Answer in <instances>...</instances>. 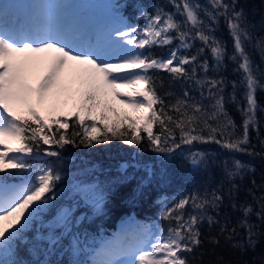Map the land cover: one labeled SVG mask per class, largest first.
I'll return each instance as SVG.
<instances>
[{
    "label": "snow or ice",
    "instance_id": "1",
    "mask_svg": "<svg viewBox=\"0 0 264 264\" xmlns=\"http://www.w3.org/2000/svg\"><path fill=\"white\" fill-rule=\"evenodd\" d=\"M105 5L106 22L86 26L64 23L52 10L14 16L9 22L0 9V264H60L49 257L63 251L69 237L71 255L87 250L85 241L72 231L70 206L62 207L26 239L67 178L58 166L66 145L95 147L119 140L140 148L147 142L162 157V167L179 153L196 170L206 169L211 160L209 153L193 150L196 144L214 143L231 153L264 156L255 151L250 137V129L260 132L257 113L264 108L257 91L264 90V70L248 52L252 45L264 54V35H256V25L238 7V0H167L166 5H153L151 15L136 3L135 18L143 17V24H133L125 15L129 0ZM221 19L232 39L230 56L226 41L215 34ZM197 41L201 47H196ZM153 47H168L169 52L156 56ZM226 60L237 65L239 80L210 75ZM160 72L168 74L169 90H164ZM177 84L178 92L172 90ZM227 84L231 95L225 93ZM240 88L243 104L237 96ZM229 101L240 105L242 132L225 107ZM73 117L74 130L69 133ZM260 144L264 147V140ZM44 156L57 163L43 161ZM220 163L230 184L226 193L220 186L180 194L159 213L165 227L155 222L125 227L120 237L94 251L92 264H114L115 250L119 264H204L203 253L197 250L204 244L205 222L210 228L219 225L209 243L218 245L224 236L241 252L255 251L264 232L251 217L264 224V178L259 184L253 178L247 189L258 208L240 203L236 178L254 176L255 167L234 156ZM145 171L155 175L152 168L145 166ZM73 189L96 211H103L104 196L97 185L77 182ZM223 207L242 214L235 225L230 227V215H224L223 223L217 219ZM237 229H243V235ZM257 261L264 264V254L253 264ZM70 264L85 262L74 259Z\"/></svg>",
    "mask_w": 264,
    "mask_h": 264
},
{
    "label": "trees",
    "instance_id": "2",
    "mask_svg": "<svg viewBox=\"0 0 264 264\" xmlns=\"http://www.w3.org/2000/svg\"><path fill=\"white\" fill-rule=\"evenodd\" d=\"M104 2L105 4L112 3L114 0H93ZM122 2V0H121ZM201 3L205 0H200ZM136 3L143 4L151 15L153 5L167 4V0H129V6L124 10L125 15L130 18L133 24H143L144 18L136 19ZM238 7H243L248 15V20L256 25V35H264V0H238ZM169 11L174 9L168 6ZM216 36L222 38L227 43L229 56L232 54V39L229 35L226 24L223 19L217 25ZM174 46V45H173ZM196 47H201L200 43L196 42ZM195 52V48L191 50ZM152 52L156 56L167 55L168 47H153ZM248 52L251 55L254 63L264 70V54L252 45L248 46ZM206 58L210 64L214 66L215 61L211 54L207 52ZM236 64L231 60H226L225 65L218 71L212 72V76H223L226 81L239 80L240 74L234 69ZM162 76L165 81L164 90L168 89L170 78L165 72L157 73ZM180 84L175 85L174 91H179ZM244 89H238V100L243 104L242 96ZM225 93L231 95V84L225 87ZM193 92V95H197ZM257 100L261 108H264V90L257 91ZM122 110L123 105H118ZM239 106L236 103L229 101L225 107L229 114L238 125V131L242 132L239 126L242 124L243 117L239 111ZM257 118L261 121L259 135L255 129H250L251 144L255 147L257 153L264 152V147L260 141L264 140V111L257 113ZM69 121V133L73 131V121ZM79 131V129H75ZM47 147V146H46ZM199 149L210 154L211 160L206 169L196 170L191 168L184 161L179 153L177 157L167 164L166 175H164L165 167L161 166L162 157L148 148L145 142L140 148L129 146L122 141L114 140L107 145H99L95 147H85L83 145L76 147L66 145L61 151L60 161L63 171L66 174V179L59 186L60 191L58 198L54 204L46 209L40 217L30 226L26 239L36 234L37 230H41L42 224L50 222L62 207H71L75 227L72 229L74 233L80 236L81 240L85 241L88 251L83 252L78 256L71 255L67 250L68 241L71 237L64 240V250L59 251L56 255L49 257L60 264H70L74 259H79L85 264H92L90 250L100 243L101 238H105L115 232L116 226L125 220V216L133 217L138 224L155 222L161 227L166 226V221L160 218L159 213L162 211L164 204L169 206L175 202L177 196L183 193L191 192L195 189L208 188L211 190L222 186L226 193L230 187L229 181L225 178L223 166L220 161L231 159L233 156L245 163H249L255 167V174L247 173L243 179L236 178V183L240 185L238 198L240 203L245 201L253 203L252 197L247 193V189L252 187L251 180L254 178L259 184L264 178V156H248L241 153H231L222 149L217 144H196L193 150ZM45 162L57 163L56 158L44 156L41 158ZM145 166L152 168L155 175L149 176L145 171ZM19 175V174H18ZM77 182L83 184H95L100 189V193L104 196L103 211H96L92 204L86 202L83 195L73 189V185ZM259 195V189L256 190ZM227 204V201H226ZM212 214V213H210ZM224 215H230L231 225H235L241 217L239 211H235L230 207H223L221 215L217 219L223 223ZM251 221L259 225V230L264 232V224H260L258 218L253 215ZM46 230V229H44ZM202 233L204 244L197 250V254L203 253L201 259L204 264H253L254 258H258L264 254V236H261L255 251L249 250L241 252L231 246V242L226 241L224 236L219 237V244L213 245L209 243V238L216 236L219 233V225L209 227L205 222L202 225ZM243 235V229H237ZM27 257V253H23ZM43 257H41L42 259ZM31 259H36L35 256ZM258 264V261H257Z\"/></svg>",
    "mask_w": 264,
    "mask_h": 264
},
{
    "label": "rangeland",
    "instance_id": "3",
    "mask_svg": "<svg viewBox=\"0 0 264 264\" xmlns=\"http://www.w3.org/2000/svg\"><path fill=\"white\" fill-rule=\"evenodd\" d=\"M30 1L34 2V4H37V12L44 11V10H52L56 12L57 14H59L61 21L64 23L78 22L80 25L86 26V25H100V24L105 23L107 20V12L105 10V5L103 6L101 5L102 3H98L92 0L91 1H87V0L86 1L85 0H30ZM16 2L17 0H2L0 1V4H2L0 5V9H3L7 15V7L6 5H3V3L10 5V6L13 5L15 7L14 4L18 5V3ZM94 6L96 7L97 13H94V15H92L90 11L94 10ZM98 9H100V11H98ZM9 20H11V18H9ZM132 223H130L131 227H132ZM118 233H116L114 235V238L112 239H116L117 237H120L119 235H117ZM111 259L112 260L118 259V261H120L121 259L120 254L119 253H116L115 255L112 254ZM115 264H119V262Z\"/></svg>",
    "mask_w": 264,
    "mask_h": 264
},
{
    "label": "bare ground",
    "instance_id": "4",
    "mask_svg": "<svg viewBox=\"0 0 264 264\" xmlns=\"http://www.w3.org/2000/svg\"><path fill=\"white\" fill-rule=\"evenodd\" d=\"M19 5H20V8H22L23 10L26 11V8L29 9V11L31 12H35L36 9H37V4H34V2L31 4L30 3V0H17V2ZM9 10H15L14 6H11L10 8H8ZM29 11H26V14L27 15H30V12ZM7 18H12L13 16H17L14 12H9L7 15ZM118 238V237H117ZM116 238V239H117ZM116 239H112V240H116ZM113 254H115L113 252Z\"/></svg>",
    "mask_w": 264,
    "mask_h": 264
},
{
    "label": "water",
    "instance_id": "5",
    "mask_svg": "<svg viewBox=\"0 0 264 264\" xmlns=\"http://www.w3.org/2000/svg\"><path fill=\"white\" fill-rule=\"evenodd\" d=\"M129 217H127V219H128Z\"/></svg>",
    "mask_w": 264,
    "mask_h": 264
}]
</instances>
